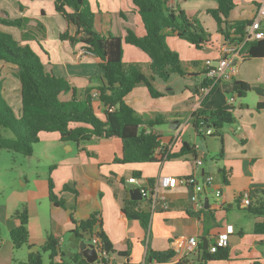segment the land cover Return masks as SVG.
I'll use <instances>...</instances> for the list:
<instances>
[{"label": "crops", "instance_id": "crops-1", "mask_svg": "<svg viewBox=\"0 0 264 264\" xmlns=\"http://www.w3.org/2000/svg\"><path fill=\"white\" fill-rule=\"evenodd\" d=\"M19 1L22 9L18 6L17 17H27L28 23L22 29H14L15 38L20 43H28L37 52L46 51L47 55L42 52L43 62L55 75L67 78L80 90L91 88L92 91H96V87L102 83L100 58L86 50L81 43L59 39V34L67 29L69 33H74L75 26H68L62 15L55 11L54 0H48L49 2L42 0V3H36L38 0ZM93 1L94 6L90 5L94 12V27L100 33L123 37L128 30H132L138 36L145 34L144 24L132 0ZM234 1L236 2L229 14V21L251 20L254 17L256 0ZM168 4L173 8L184 10L189 18H198L203 23V27L210 34L213 33L216 40L212 41L211 38L201 48H196L175 33L167 31L166 43L179 53L187 73L171 74L167 80L152 74L149 68L150 58L145 52L134 45L123 43V60L139 64L142 71L152 77L154 88L161 93L160 96L153 97L147 87L140 83L125 97V101L145 120L154 118L157 114L164 116L165 122L153 128L160 134L161 147L157 149L159 153L157 158L164 156L167 151H178L182 141L194 145L196 157L190 153L170 160L122 164L114 160L122 155V144L118 137L64 143L59 141L56 132H41L39 141L57 143L61 152L58 151V159L53 160L49 165L48 174L43 179L44 185L40 187L42 189L35 188L31 191V196L24 195L27 199L24 201L27 202L25 205L28 209L27 228L30 246L15 248L11 241H0V264L25 261L29 249L36 247L38 250L48 234H52L65 251H74L75 247L69 234V230L74 227L72 219L84 220L92 213L100 214L102 229L114 249L129 251L128 256L111 254L109 264L125 262L148 264L146 257L149 249L164 250L169 247L176 251V255L164 264H176L184 255L192 261L195 250L191 252L188 250L187 238L194 236L202 240V237L206 236L208 243L213 242L215 236L219 232H224L228 224L233 228L228 237V258L209 260L206 264H252L254 261L264 264V232L254 231V224L262 221L263 217L247 211L248 206L243 207L239 199V193L243 190L250 192L255 188L264 189V108L256 109L257 102H264V92H262V89L264 91V57H256L263 59L257 63L262 71L257 72L255 84H251L243 72L245 62L239 54L241 46L232 44L237 49L227 55L235 63L237 70L233 78L249 83L251 90L254 86L258 90L259 100L256 104L253 105L245 99H239L237 102L234 91L230 97L234 96L235 100L229 103V96L224 93L235 88L229 80H221L207 92H202L201 87L211 85V83L202 84L205 80L211 81L205 73V61L211 59L215 63L221 55V48L231 46L217 31L215 20L207 13V9L216 6V1L168 0ZM2 13L7 14L5 11ZM36 41L43 47L42 50L40 47L39 50L37 49ZM68 92H63L61 98L70 99L72 94ZM92 103L96 115L103 117L102 103L96 97ZM200 105L207 109L224 107L235 116V122L230 125L229 130L234 133L236 141L231 139L225 130L223 131V154L219 165L206 166L205 162L206 154L210 151H218L217 141L213 139L215 137L207 135L203 137L206 151L202 150L200 148L202 137L195 132L190 123L191 114ZM176 120L177 129L173 130L170 125H174ZM161 125L165 126V129L158 128ZM189 128V139H185L181 134ZM196 158L202 159V165H195ZM219 167L225 170L227 184L222 183L221 174L217 173ZM134 169L140 170L139 180L144 184L147 183V179L157 180L161 175L176 177L190 175L204 184L205 176L212 174V183L205 185L201 193L205 203L207 202V210L202 211L199 216L190 213L194 210L189 199L191 188L188 186L177 185L171 189H162L168 199L167 209L160 208L151 212L149 203L144 198L137 200L134 206V209L151 214L148 229L143 228L139 220L128 218L122 210L126 191L130 197L126 183ZM122 177L125 178L124 182L121 180ZM48 178L52 181L53 193L57 198L64 200L65 206L55 205L49 199ZM67 184L69 188L65 190ZM217 188L222 191L220 199L214 195ZM250 201L251 204L255 202V196L251 193ZM243 210L249 215L242 212ZM233 214L237 217L236 222L230 218ZM0 221L6 222L8 231L19 224L17 219H10L2 208H0ZM65 236L67 241L64 240ZM82 240L92 243V240H88V236ZM16 249L20 251H15ZM22 249L24 251H21ZM16 252H22L19 261L14 260ZM44 264H48V260ZM90 264L97 263L94 261Z\"/></svg>", "mask_w": 264, "mask_h": 264}, {"label": "trees", "instance_id": "trees-1", "mask_svg": "<svg viewBox=\"0 0 264 264\" xmlns=\"http://www.w3.org/2000/svg\"><path fill=\"white\" fill-rule=\"evenodd\" d=\"M216 6L207 9V13L215 20L217 31L229 44L241 46L239 54L242 59L264 57V38L245 40V27L250 20L241 19L229 21L230 12L235 6L234 0H215ZM141 20L144 24L145 34L136 35L128 30L126 35L116 36L111 33L102 34L94 27V12L88 0H54V9L62 15L68 26H75L74 33L68 29L59 34L60 40H69L71 43L81 45L95 56L100 58L99 65L102 69V83L96 87V98L102 103L103 117L96 115L93 107L95 98L91 88L78 89L70 80L55 75L52 70L45 66L39 55L28 43H20L13 33L0 29V62L17 67V76L20 83V109L16 117L9 107L6 99L0 93V125L9 129L13 137L7 138L0 135V150H11L23 155H31L33 144L39 141L41 132H56L59 141L64 143H80L96 138L118 137L122 144V155L115 158V162L122 164L145 163L153 161L170 160L186 154L196 157L194 145L182 141L178 151H167L157 158V149L161 147L160 134L154 130L165 122L164 116L157 114L154 118L143 119L134 108L126 103L125 97L133 88L142 83L150 95L160 96L151 81L137 63H128L123 60V43H129L145 52L150 58L149 68L153 75L167 80L171 74H187L182 65L179 53L171 49L165 40L167 31L175 33L196 48L211 40V34L203 27L198 18H189L184 10L173 8L168 0H132ZM22 9V6L20 5ZM6 14V13H5ZM28 23L27 17L11 18L7 14L0 17V24L13 28H24ZM264 28V22L262 23ZM45 55L46 51L43 50ZM197 64V62H193ZM206 72V71H205ZM235 86L234 92L238 98H243L251 90L250 84L236 80H229ZM211 83L205 80L204 85ZM214 87V86H213ZM70 91L72 97L62 99L63 92ZM106 106H114L109 111ZM264 108V102H257L256 109ZM235 116L224 107L214 109L204 108L200 105L191 114L190 123L195 132L201 136L215 137L220 141L219 157L223 154V126L233 124ZM81 125H74V124ZM204 126L209 127L210 132H202ZM222 167L217 169L221 174L222 183L227 184L228 179ZM140 170H132L131 176L139 178ZM124 182L125 178H121ZM49 182V199L59 206H65L62 198L52 191V181ZM154 178L147 179V186L152 187ZM65 190L69 185H65ZM255 196V202L249 204L247 211L262 216V221L254 224L256 233L264 232V189L255 188L250 191ZM146 199V198H144ZM147 200V199H146ZM148 201V200H147ZM138 201L132 200L127 191L123 199L122 210L130 219L139 220L143 228L148 229L150 212L134 209ZM149 203V201H148ZM156 206L154 210L160 209ZM150 210V206H149ZM205 207L190 213L196 216ZM151 211V210H150ZM14 218L19 221L9 231L10 241L15 248L23 245L30 246L28 233V209L22 205L20 210L14 212ZM74 227L69 230L75 250L67 252L60 246L59 241L48 234L43 245L37 251L29 252L25 261L13 264H44L42 253H48V264H90L83 257L79 249V242L88 236V240L98 239V246L102 252L96 260L97 264H109L113 253L123 256L129 251H116L102 229V220L99 213H92L87 219L75 221ZM1 241V234H0ZM192 261L184 255L176 264H206L209 260L227 259L229 256L228 246H219L215 252L204 249L198 244ZM176 255L171 247L164 250L147 251L148 264H164ZM124 264H133L125 262ZM252 264H261L254 261Z\"/></svg>", "mask_w": 264, "mask_h": 264}, {"label": "rangeland", "instance_id": "rangeland-1", "mask_svg": "<svg viewBox=\"0 0 264 264\" xmlns=\"http://www.w3.org/2000/svg\"><path fill=\"white\" fill-rule=\"evenodd\" d=\"M89 4L94 6L93 0H88ZM42 3V0H38L36 3ZM46 2H49L46 0ZM44 3L46 10L48 11L47 3ZM236 2V1H234ZM20 4L19 0H0V17L5 16V14H1L2 11L7 12V15L11 18H15L18 16V6ZM90 5V6H91ZM203 24V23H201ZM0 29L9 31L13 33L15 37V28L11 26H5L0 24ZM206 29V28H205ZM18 30V28H16ZM207 30V29H206ZM208 31V30H207ZM209 32V31H208ZM210 33V32H209ZM17 36V35H16ZM213 36V33H211ZM212 41L216 40V37H211ZM18 40V39H17ZM42 45V43H40ZM37 49L42 50L43 47L39 46V43L36 41ZM43 46V45H42ZM40 59L43 61L42 52L39 50L38 52L35 51ZM44 53V52H43ZM261 60L259 58H249L244 60V67L243 72L246 74L247 78L250 80L251 84H255V80L257 77V72L262 71L261 67H258L257 63H260ZM262 92L263 89H262ZM0 93L1 96L6 99L9 107L11 108L12 113L18 117V110L20 109V83L17 76V67L11 64H7L4 62H0ZM69 93V92H67ZM233 90L227 91L224 94L226 96H231ZM228 97V98H229ZM245 99L246 101L250 102L254 105L259 100L258 90L253 88V90L249 91L245 97L238 98ZM236 102V103H237ZM231 124H225L223 127V131L231 137V139H235L234 133L229 130ZM158 128H164L165 126L161 125ZM190 128L181 134L183 138L189 139ZM0 135L12 138L13 134L9 129H6L0 125ZM208 136V135H207ZM210 137V136H208ZM218 145V151H210L206 154V166L208 165H219L220 157H219V150H220V141L216 138H213ZM59 145V144H58ZM224 145V140H223ZM65 149V148H62ZM58 151L61 152L60 147H57V143L47 142L45 140H41L39 142H35L33 144V152L31 155H23L18 152H14L11 150H0V208L5 211L6 215L10 218H14V212L16 210H20L22 205H25L27 199L24 198L31 194V191L35 188L42 189L44 185V178L48 174L49 165L52 163L53 160L58 159ZM52 157V159H51ZM31 196V195H30ZM22 200V201H21ZM26 200V201H24ZM243 207H246V204L241 203ZM242 212L247 214V211L243 210ZM234 222L237 221V217L235 214L230 216ZM0 226L2 227L1 233V242L4 240L10 241L9 231L7 229L6 222L0 221ZM67 241V236L64 237ZM65 245V243H64ZM16 249L15 251H17ZM20 251V250H18ZM21 251H24L23 249ZM22 252H16L14 256V260L19 261L21 259L20 255ZM44 261L48 260V253H42Z\"/></svg>", "mask_w": 264, "mask_h": 264}, {"label": "built area", "instance_id": "built-area-1", "mask_svg": "<svg viewBox=\"0 0 264 264\" xmlns=\"http://www.w3.org/2000/svg\"><path fill=\"white\" fill-rule=\"evenodd\" d=\"M257 8L254 14V17L250 20V22L245 27V40L248 39H263L264 38V28L262 27V23L264 22V0H256ZM236 47L234 46H223L221 48V55L216 60L215 63L212 62L211 59H207L205 61L206 66V76L211 79V85L208 87H201L202 92H207L209 88L215 86V84L221 80H230L237 73L235 63L231 61V59L227 56L230 52H235ZM92 95L94 97L97 96V91H93ZM235 100V97H229V103H232ZM106 108L111 111L115 107L114 106H106ZM210 129L206 133H209ZM203 161L200 158L195 159V165H202ZM213 181V175L207 174L205 176V183H199L194 176H172V175H161L157 180H155L152 187L147 186L140 182L139 178L129 177L127 182H132L138 185L140 189V193L142 198H146L149 201V206L151 212L154 211L156 206H160L163 210L169 207L167 196L162 192V189H171L176 187L177 185H184L191 188L189 199L193 204V210L198 212L204 208L205 198L201 196V193L204 191L205 185H209ZM214 195L216 198L220 199L222 196L221 189L217 188L214 191ZM239 199L241 203L246 204L248 206L250 201V192L249 190H243L239 193ZM233 228L232 225L228 224L225 227L224 232H219L213 242L208 243L207 249L209 252H215L219 246H227L229 234L232 233ZM202 240H198L194 236H190L186 240V245L188 250L191 252L195 250L199 243ZM92 242L99 249L100 254H105L102 252L98 246V239L93 238ZM182 244V243H181Z\"/></svg>", "mask_w": 264, "mask_h": 264}, {"label": "water", "instance_id": "water-1", "mask_svg": "<svg viewBox=\"0 0 264 264\" xmlns=\"http://www.w3.org/2000/svg\"><path fill=\"white\" fill-rule=\"evenodd\" d=\"M234 63V62H233ZM170 127L175 130L177 129V120L175 121L174 125H170ZM208 127L204 126L202 128V132H207ZM200 148L202 150L206 151V147H205V143L203 140V137L200 140ZM126 187L128 188L129 194H130V198L132 200H140L142 199L141 193H140V189L138 187L137 184L132 183V182H127L126 183ZM205 208H207V202L205 203ZM202 245L204 249H207L208 246V241L206 236L202 237ZM79 250L82 253V255L84 256V258L86 259L87 262L92 263L94 261H96L99 258V249L95 246V244L92 243H87L84 240H81L79 242ZM32 251H37L36 247H32L29 249V252Z\"/></svg>", "mask_w": 264, "mask_h": 264}]
</instances>
